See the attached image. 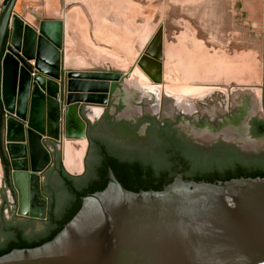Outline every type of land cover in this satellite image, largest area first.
<instances>
[{"label":"water","instance_id":"95a60500","mask_svg":"<svg viewBox=\"0 0 264 264\" xmlns=\"http://www.w3.org/2000/svg\"><path fill=\"white\" fill-rule=\"evenodd\" d=\"M16 1L6 0L0 12L2 150L16 214L42 221L48 214L43 182L54 163L49 143L60 150L62 134L85 138L84 171L94 121L83 108H107L123 73L66 69L63 22L43 21L35 29L14 13ZM61 158L68 173L82 174L66 169L62 151ZM109 177L105 189L82 196L79 211L53 239L12 249L0 264H264V177L209 182L180 173L162 191L139 192L127 190L111 169ZM34 181L39 212L27 196Z\"/></svg>","mask_w":264,"mask_h":264},{"label":"rangeland","instance_id":"374dc122","mask_svg":"<svg viewBox=\"0 0 264 264\" xmlns=\"http://www.w3.org/2000/svg\"><path fill=\"white\" fill-rule=\"evenodd\" d=\"M66 1L79 24L65 27V68L76 67L72 65L80 61L69 58L67 65V57L77 54L84 57V65L74 70L123 73L112 86L108 111L100 107L101 114L92 118L91 108L99 106H84V113L94 121L91 123L97 122L103 111L105 121L140 115L180 116L179 127L198 142L209 145L223 139L247 152L264 151V139L248 148L239 140L247 136L249 117L264 118V19L260 3L254 11L246 0ZM4 3L0 0V12ZM76 5L84 7L86 20L76 14ZM82 21L86 24H80ZM181 85L195 86L201 94L181 92ZM153 91L155 96H151ZM151 98L156 99L157 110L150 109ZM246 99L257 107L248 114L242 110ZM117 105H122L120 111ZM129 106L130 116H122ZM228 122L232 125L229 133L220 129ZM194 125L201 135L191 133ZM98 128L99 134L112 140H130L120 126L101 124ZM86 145L85 138L69 139L62 134L58 146L69 172L82 171ZM3 174L0 161V200L7 190ZM41 228L38 221L36 229Z\"/></svg>","mask_w":264,"mask_h":264},{"label":"trees","instance_id":"16d2710c","mask_svg":"<svg viewBox=\"0 0 264 264\" xmlns=\"http://www.w3.org/2000/svg\"><path fill=\"white\" fill-rule=\"evenodd\" d=\"M121 109L122 105H118L117 110ZM145 119L153 123L151 131L155 140L150 146L136 149L99 134L98 127L104 124L102 120L89 122V148L85 171L80 175H72L64 169L61 152L49 143L54 147V163L45 173L43 182V192L48 197L47 218L40 221L41 229H36L38 220L32 218L16 223L4 221L6 239L0 256L15 248H32L53 239L79 211L83 195L105 189L110 181V169L127 190L134 192L162 191L173 182L178 172H182L185 179L209 182L264 177V151L247 152L226 142L203 148L179 135L177 128L173 127L174 121L157 120L154 116ZM4 120L5 112L0 101V158L5 184L13 190L8 159L2 150ZM123 123L125 121L106 122L111 128ZM138 124L133 128L136 129ZM254 124L255 134L264 135V119H255ZM6 206L5 200L0 209L1 216Z\"/></svg>","mask_w":264,"mask_h":264},{"label":"flooded vegetation","instance_id":"af4514ba","mask_svg":"<svg viewBox=\"0 0 264 264\" xmlns=\"http://www.w3.org/2000/svg\"><path fill=\"white\" fill-rule=\"evenodd\" d=\"M117 106H116V108H117ZM110 107H111V105L109 104V106L104 109L105 112L108 111L110 109ZM105 112L103 111L104 114H105ZM103 113L97 119L98 120L97 122L105 119V115L106 114L103 116ZM245 113H247V112H245ZM146 116H150V115H140L139 117H137L135 119H125V120L117 119V121L114 120V118L111 119L112 121H115V122L125 121V123H123L120 127H121V129H124L126 134L130 135V137H129L130 140H120L121 143H123L125 145H129L130 148H135V149L136 148H145L147 146H150L151 143H153V140H155L154 137H153L152 131H151V129L153 127V123L150 120H146L145 119ZM156 119L157 120H163V121L164 120L174 121L175 124H174L173 127L177 128L179 135H183L186 138H189V140H192L194 143L201 145L203 148H210V147L213 146V144H216V143H219V142H225L223 139H221V140L214 141V143H211V144L207 145V144H204V143H201V142H198V141L194 140L187 133L182 131V129L179 127V122H180V119H181L180 116L179 117L176 116L174 119L164 118V117H156ZM255 119L263 120L264 118L261 117V116H257V115H254V116H251V117L248 118V121L246 123L247 137L251 141H258L260 139H264V135L255 134V124H254V120ZM106 122L107 121L103 120L104 124H106ZM136 124H138V127L135 129V128H133V126L136 125ZM88 130H89V128H88ZM88 130H87V133H88ZM232 144H234V143H232ZM236 146H238V145H236ZM240 149L242 150V148H240ZM180 173H182V172H178V173H176V175L180 174ZM5 179H6V176H5V172H4V174H3V181L4 182H5ZM4 185L7 188V190L4 191L5 192L4 195H5L6 198L4 199V197H1L0 209L3 207L5 200L7 202V206L4 209V211H2L3 215L2 216L0 215V249L3 247V244H4L5 239H6V236L3 233V231H5L4 221H8V222H11V223H16L17 221L21 220L19 218V216L16 214V209H13V207L15 208V206L17 205L16 204L17 203L16 191L14 189L12 190L6 184H4ZM9 197L13 200L14 204L11 203ZM6 210H8V212H10V214H8V212L6 213ZM25 219H27V218H25ZM12 233H14V231Z\"/></svg>","mask_w":264,"mask_h":264},{"label":"crops","instance_id":"0c3cea01","mask_svg":"<svg viewBox=\"0 0 264 264\" xmlns=\"http://www.w3.org/2000/svg\"><path fill=\"white\" fill-rule=\"evenodd\" d=\"M246 2L250 4L251 9H253L254 11H256L257 5L260 3L264 19V0H246ZM67 7L68 3L66 0H17L13 11L15 14L21 17L25 21V23L31 25L35 29H38L41 22L43 21L61 20L63 22L65 33V27L67 25L79 24V22L74 21V12H69L70 9ZM74 8L76 14L80 15V19L86 20L84 7L82 5H76ZM85 22L86 21H82V23L80 24H86ZM69 57L71 60L78 59L80 61V64L78 63L79 65H75L76 67L84 65V57L77 54L68 55L67 65H69ZM75 68H69L66 66V69L68 70H74Z\"/></svg>","mask_w":264,"mask_h":264},{"label":"bare ground","instance_id":"6f19581e","mask_svg":"<svg viewBox=\"0 0 264 264\" xmlns=\"http://www.w3.org/2000/svg\"><path fill=\"white\" fill-rule=\"evenodd\" d=\"M133 48V47H132ZM70 58V57H69ZM120 59V58H119ZM121 60V59H120ZM127 60V59H126ZM76 61V60H75ZM74 61V62H75ZM79 63V62H78ZM68 64L70 65V61L68 62ZM80 64V63H79ZM78 64V65H79ZM75 66V65H74ZM137 71H138V74H140L141 72H139V70L137 69ZM176 71V70H175ZM250 73V72H249ZM201 74V73H200ZM135 76V75H134ZM134 76H132V77H134ZM185 76V75H184ZM188 76V75H187ZM136 77V76H135ZM134 77V78H135ZM185 81V80H184ZM186 82V81H185ZM189 85V84H188ZM159 87V86H158ZM157 86H156V90L157 89H159ZM178 88L181 90V92H185V93H188V92H193V93H197V92H199L200 93V89L199 88H197V87H195V86H178ZM170 91L171 90H173V89H169ZM155 91V90H154ZM154 91H153V93H151L152 95L151 96H155V93H154ZM201 94V93H200ZM251 99H246L245 100V102L242 104L243 105V111L244 112H248V111H255L256 109H255V107H254V102H252L253 100H251ZM126 105L128 106V105H130V100L127 98L126 100ZM149 107H150V109H152V110H157V102H156V99H153V98H151V100L149 101ZM257 108V107H256ZM131 106H129V107H127V109L125 110V112H123L122 113V116H124V117H128V116H130V113H131ZM91 111H92V113L90 114V116L93 118V117H98L100 114H101V112H102V109L100 108V107H92L91 108ZM246 114V113H245ZM248 114V113H247ZM241 119H242V117H241ZM236 121V120H235ZM234 122V121H233ZM220 125H221V123H220ZM79 127V126H78ZM220 129L221 130H224V131H226L227 133H229L230 132V130L232 129V125L228 122V123H222V125L220 126ZM242 129H244V128H241V130ZM18 132V130H17V126H15V124H11L10 125V128H9V135L11 136V137H14L15 136V134ZM207 132H208V130H207ZM209 132H211V133H214V132H216V131H214V130H210ZM192 133H195V134H198V135H201V131L196 127V125H194L193 126V128H192ZM218 133V132H217ZM244 133V132H243ZM204 134H206V132H204ZM239 140H242V142L244 143V146L246 147V148H248V147H252V146H254V145H257L258 143L256 142V141H251L250 139H248V137L247 136H245V135H243V136H241V139H239ZM87 144H88V142H87ZM86 149H87V145H86V148H85V152H86ZM64 153V152H63ZM84 155H85V153H84ZM37 159H39V158H37ZM83 159H84V157H83ZM40 160V159H39ZM64 160V159H63ZM83 169H84V165H83V168H82V171H83ZM82 171L81 172H79V173H82ZM79 173H74V174H79ZM20 183H22V180L20 179ZM30 183V185H29V187H27V196L29 197V200L32 202V208H33V210H34V212H39V211H41L42 210V206H43V201H42V199L40 200V198H38V196H37V194H36V192H35V181H34V184L32 185L31 184V182H29ZM25 190V189H24Z\"/></svg>","mask_w":264,"mask_h":264},{"label":"built area","instance_id":"2783aa9c","mask_svg":"<svg viewBox=\"0 0 264 264\" xmlns=\"http://www.w3.org/2000/svg\"><path fill=\"white\" fill-rule=\"evenodd\" d=\"M8 212V210H6V213Z\"/></svg>","mask_w":264,"mask_h":264}]
</instances>
